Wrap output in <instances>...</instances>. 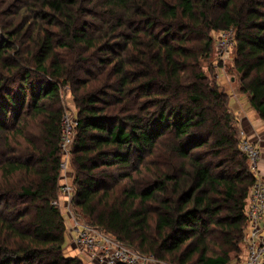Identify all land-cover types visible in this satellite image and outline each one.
<instances>
[{
  "label": "trees",
  "instance_id": "obj_1",
  "mask_svg": "<svg viewBox=\"0 0 264 264\" xmlns=\"http://www.w3.org/2000/svg\"><path fill=\"white\" fill-rule=\"evenodd\" d=\"M226 31L264 125V0H0V264H82L51 205L63 88L75 220L161 264L240 260L257 180L201 69Z\"/></svg>",
  "mask_w": 264,
  "mask_h": 264
},
{
  "label": "built area",
  "instance_id": "obj_2",
  "mask_svg": "<svg viewBox=\"0 0 264 264\" xmlns=\"http://www.w3.org/2000/svg\"><path fill=\"white\" fill-rule=\"evenodd\" d=\"M218 48L224 50L226 48L224 42H220ZM74 123L73 118L71 119L67 115L63 117L60 145L62 157L60 174L61 178L65 179L66 182L59 189H61V195L65 199L70 197L71 190L70 184L68 183L70 174L67 172V166L69 159L68 145ZM239 150L247 157L251 169L254 168L259 158L255 146L246 141L245 138H241ZM52 205L58 207L57 202H53ZM245 213L249 222L243 240V249L246 256L244 258L240 257L238 262L231 264H264V185L259 181H256L249 192ZM74 226L75 232L77 233L74 243H79L81 246L90 245L89 247L96 248V251L90 249V252L89 249H86L88 251V256H86L87 260L90 259V262H94V264H96V261H100L103 264H161L153 256H142L128 250L109 235L99 231L100 234L97 232L98 230L95 231L96 229L81 227L76 220H74Z\"/></svg>",
  "mask_w": 264,
  "mask_h": 264
},
{
  "label": "rangeland",
  "instance_id": "obj_3",
  "mask_svg": "<svg viewBox=\"0 0 264 264\" xmlns=\"http://www.w3.org/2000/svg\"><path fill=\"white\" fill-rule=\"evenodd\" d=\"M210 36L213 38L214 55H212L213 57L211 56L210 59L207 60L206 62L201 63V69L205 74V76L207 77L208 81L212 85L218 86V90H220L222 93L227 95L228 111L230 112V114L234 116L233 118L236 119L237 121L238 135H240L241 138H245V136H243L242 133L248 134V131L251 130L256 138L254 140H256L259 143L261 138L264 139V136L257 135L253 131L252 128L256 129V123L254 122V120L252 121L251 119L250 120L248 119L249 124L246 123V116L250 115L248 110H251L252 108L249 105L248 95L241 93L240 91L239 75L237 74V72H235L234 69V60H235V50H234L235 44L233 40L234 34L232 31L218 32V33L211 32ZM220 42H224V45L226 47L224 50L218 48V44H220ZM66 56L67 58L74 59V55L71 53L66 54ZM60 98L62 104L66 109V112L68 113L67 116H69L72 119V117L74 116V110L72 107V100H71L72 97L71 94L68 92V88L62 89L60 93ZM254 119L256 121H259L256 115L254 116ZM240 123L244 124L242 128H244L246 131L244 129L241 130ZM33 131L32 132L36 134V130L34 129ZM246 141L248 140L246 139ZM162 150H164V148ZM15 156L18 157L17 155ZM60 157H61V153H60ZM69 159H68L67 172L68 174H70V176H73V171H72L73 169L71 168ZM163 161L165 160L163 159ZM65 176H67V174H65ZM64 182H66V180L62 179L61 174L59 173V179L57 182V186H58L57 200L53 201L58 203L57 208L60 210L65 225V233H64L65 249L63 254L66 258H72V257L78 258L82 262V264H94V262H90V259L87 260L86 256H88V251L86 249H89L90 252V249L96 251V248L89 247L90 245L81 246L79 245V243H74V239L76 238L77 233L75 232V226H74L75 219L73 218L74 216L72 215V212L69 209L70 197L65 199L61 195V189H59L60 186L64 184ZM53 202H51V205ZM76 221L78 222V224H80L81 227H88L95 230L93 227L84 224L86 223V221L78 220V219ZM97 232L100 233L99 231ZM241 255H243V250ZM148 256H152V255H148ZM96 264H103V263H101L100 261H96Z\"/></svg>",
  "mask_w": 264,
  "mask_h": 264
},
{
  "label": "crops",
  "instance_id": "obj_4",
  "mask_svg": "<svg viewBox=\"0 0 264 264\" xmlns=\"http://www.w3.org/2000/svg\"><path fill=\"white\" fill-rule=\"evenodd\" d=\"M250 115L246 116V123L249 124L248 119L250 120H254V122L256 123V129L252 128L253 131L257 134V135H262L264 136V125L263 122L257 117V119L260 121H256L254 119V116L256 115V113L251 109L248 110ZM257 116V115H256ZM241 125V130L244 129L242 128L244 126V124L240 123ZM245 130V129H244ZM246 131V130H245ZM243 136H245V138L248 140L249 143H251L252 145L255 146V148L258 151L259 154V158L258 161L256 162V165L254 168H252V172L254 174V177L256 178L257 181L261 182L264 185V139L261 138V140L259 141V143L254 140L255 135L253 134V132L250 130L248 131V134L243 133ZM248 198H249V194H248ZM246 253L243 249V255H241V257H245Z\"/></svg>",
  "mask_w": 264,
  "mask_h": 264
}]
</instances>
